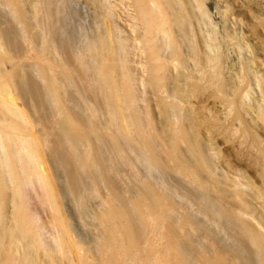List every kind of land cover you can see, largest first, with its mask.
<instances>
[{"label": "bare ground", "instance_id": "6f19581e", "mask_svg": "<svg viewBox=\"0 0 264 264\" xmlns=\"http://www.w3.org/2000/svg\"><path fill=\"white\" fill-rule=\"evenodd\" d=\"M88 3L99 19L98 33L81 45L66 47L63 59L48 45L49 34L38 19V3L30 6L31 18L40 23L36 27L48 35L46 39L35 29L26 39L27 49L19 60L35 62L45 82L47 99L52 101L54 123L60 129L55 133L52 126L43 141L35 136L29 117L17 104L15 74L19 63L12 64L10 71L3 69L16 58L0 34V264H64L62 260L68 264H187L180 251L184 242L175 224H167L166 229L176 252L168 255L163 250L162 229L173 207L164 190H155L149 184L130 203L124 200L129 205L124 201L119 204L113 193L104 199L97 216L102 234L96 252L85 250L70 233L42 150L48 147L59 157L76 181L84 172L106 171L101 154L92 147V136L107 135L117 157L136 153L137 160L149 171L157 167L168 171L172 165L176 173L206 190L209 185L217 188L221 184L214 177V165L204 142L208 140L215 146L219 161L223 150L231 148L236 163L246 160L250 169L260 172L264 185V22L260 36L255 37L256 56L243 62L238 47L232 44V35L227 34L223 44L214 34L203 32L205 23H200L208 14L205 0ZM213 3L219 6L221 0ZM8 4L19 21L27 20V9L23 10L20 3L11 0ZM224 7L229 8L226 3ZM52 11L53 16L54 8ZM245 11L254 16L249 6ZM235 21L240 23L241 19ZM36 27L28 24L26 34ZM79 81L78 99L68 93V88L73 82L80 85ZM71 103L87 112L85 120ZM154 109L159 112V122L152 115ZM220 141L226 144L223 149L218 146ZM81 144L87 147L81 149ZM182 144L187 146L186 151ZM59 147L65 150L62 156ZM35 182L54 211L53 246L46 242L26 206V186ZM234 186L230 202L244 205L242 215L252 214L240 188L242 183L234 182ZM263 190L264 186L253 197L264 203ZM237 219L242 232L264 250L262 236L251 224Z\"/></svg>", "mask_w": 264, "mask_h": 264}, {"label": "rangeland", "instance_id": "374dc122", "mask_svg": "<svg viewBox=\"0 0 264 264\" xmlns=\"http://www.w3.org/2000/svg\"><path fill=\"white\" fill-rule=\"evenodd\" d=\"M10 1L0 0V34L7 50L16 59L14 62L6 63L3 69L10 71L12 64L14 66V64L19 63L15 74V80L19 85L18 89L15 90L17 104L23 108L29 117L34 127L35 136L43 141L44 133L48 129L49 131L52 130V126L54 128L57 126L54 123L55 111L52 108V101L47 99L45 82L38 68L34 66L35 62L19 60V56L27 49L26 39L29 40L31 35L37 31L35 29H38V31L42 28L43 31L47 30L49 36L46 32L44 33L41 30L39 32L48 37L50 44H47L50 45L51 51L56 50L57 57L63 59L66 47L81 45L85 39H89L90 36L98 33L100 22H98V17L94 15V8H91L88 0H53L54 3H52V0H13L18 4L20 3L23 10L27 9L25 10L26 13L28 12L26 14L27 20L25 19L23 22L16 18V14L8 4ZM34 2L38 3L40 8L38 19L42 26L34 18H31L33 15L29 11L31 10V3ZM225 3L226 6H229L228 9L224 7ZM263 3L264 0H251L250 2L221 0V5L218 6L213 3V0H205L208 14L204 16V20H201L200 23H205L203 24V32L214 34L217 41H221L223 44H226V41H224L226 35H232L230 37V39H233L231 40L232 44L238 47V50L242 49L241 53L237 50L238 54L242 56L240 61L244 62L245 59L252 61L256 56L255 37L260 36L261 22H264ZM246 6L252 9L254 16L247 14L245 11ZM52 8L55 11L57 10L58 14L57 11H54L52 16ZM89 10L93 11V15L90 17ZM235 18L241 19V22L235 21ZM28 24L32 27L40 24L42 28H31L27 32V34H30L27 35L25 27L27 28ZM236 53L234 52V54ZM252 64L254 65V62ZM79 83L80 85L73 82L68 88V93L78 99L80 98L79 86L81 87V82L79 81ZM257 94L258 91L254 90V95L257 96ZM71 106H75V111L81 115L82 119H86L87 112L82 107L73 103H71ZM151 112H153L152 115L155 121L159 122V112L155 109ZM56 128L53 129V132L56 133V130L60 132V129ZM53 138L51 133L50 140L52 141ZM204 142L209 149L207 153L211 156L212 165H214V177L221 180V184H218L217 188L209 185L206 190L197 183L192 182L188 177L176 173L172 165H169V172L161 167L149 171L142 162L137 160L136 153H124L123 158L117 157L115 146L107 135L100 138H97L96 135L92 136V147L101 154L103 158L102 167H105L106 171L99 169L98 171L84 172L86 174L83 173L84 175L74 181L70 175V169L62 164L59 157L52 155L45 145L48 148H42L43 157L46 160L45 168L52 174L62 213L69 224L73 239L90 253L96 252L95 245L102 234L97 216H99L101 208L104 207V199L106 200L113 193L116 199L118 198L117 201H121L119 204L124 200H128L130 203L133 198L138 197V193L142 194V191L146 189L145 186L149 184L155 190H164L168 194L173 207L172 210H169L168 219L163 226L161 236L162 243L165 245L163 250L165 249L168 255L176 252V248L170 243L167 235L169 230L166 227L170 223L171 225L175 224V227L178 226L176 228L178 237L181 242H184L180 251L186 259L185 261H188L187 264H213L215 262L217 264H264L263 248L254 244L242 232L237 219V217H240L251 224L262 236L264 242V203L262 199L255 200L253 197L264 186L260 172L257 173L250 169L245 164L247 163L246 160L240 165L237 164L236 157L232 153L234 150L231 151V148L223 150L221 155L223 158L219 161L215 156L217 152L214 149L215 146L211 145L208 140ZM85 146L87 147L85 144L80 145L81 149L86 148ZM218 146L223 149L226 144L220 141ZM181 148L187 150L185 144H182ZM64 151L63 147H59L60 156L63 155ZM161 159L165 160V156H162ZM216 162L221 166L218 167ZM204 174L206 178L209 176L207 172ZM257 176H259V179ZM234 182L242 183L240 188L244 192L243 196L247 199L248 210L253 212L252 214L242 215L243 210L241 208H244V205L238 201L235 203L230 202V200H233L236 190ZM25 194L26 206L33 215L34 223L37 224L39 229H42L46 242L53 246V237L56 233L54 211L46 204L40 184L37 182L34 186L28 184ZM125 201L124 204L129 205L127 204L128 201H126L127 203ZM9 211H11L10 208ZM178 224L182 227L179 228ZM62 262L68 264L67 260H62Z\"/></svg>", "mask_w": 264, "mask_h": 264}]
</instances>
